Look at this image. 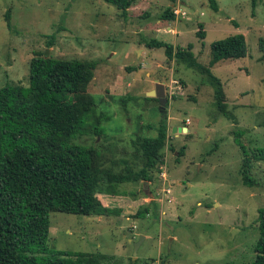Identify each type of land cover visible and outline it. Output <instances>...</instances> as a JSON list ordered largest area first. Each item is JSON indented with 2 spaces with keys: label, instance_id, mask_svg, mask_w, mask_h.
Listing matches in <instances>:
<instances>
[{
  "label": "rangeland",
  "instance_id": "obj_1",
  "mask_svg": "<svg viewBox=\"0 0 264 264\" xmlns=\"http://www.w3.org/2000/svg\"><path fill=\"white\" fill-rule=\"evenodd\" d=\"M209 1L138 0L125 17L104 0H0V89L28 86L31 61L38 53L97 62L88 90L96 111L75 142L97 147L106 167L117 164L115 172L126 165L141 169L133 142L140 136L156 137L164 115L169 127L164 164L153 182L124 184L120 195H112L111 209L122 214L52 213L42 257L55 259L66 252L75 258L104 254L109 259L103 264L254 263L259 209L264 208V162L253 160L254 184L247 186L235 139L239 137L250 156L264 149V60L259 49L264 0H218L219 12ZM168 7L185 17L159 20ZM201 25L204 40L197 35ZM238 34L246 36L247 57L212 69L224 86L227 115L216 107L206 75L169 60L164 49L148 47L152 40L175 48L193 44L198 62L207 67L212 44ZM52 37L54 46L49 47ZM156 80L165 86L168 102L163 110L160 101L141 96L155 90ZM172 81L180 82L182 91L179 85L171 89ZM101 114L108 119L97 137L94 128ZM174 128L189 132L175 134ZM146 206L149 215L133 217ZM141 237L146 239L134 262Z\"/></svg>",
  "mask_w": 264,
  "mask_h": 264
},
{
  "label": "trees",
  "instance_id": "obj_2",
  "mask_svg": "<svg viewBox=\"0 0 264 264\" xmlns=\"http://www.w3.org/2000/svg\"><path fill=\"white\" fill-rule=\"evenodd\" d=\"M104 1L126 17L138 0ZM171 1L173 4L177 2ZM209 5L213 11L219 12L218 0H210ZM174 10L168 7L159 20H176ZM7 21L10 26L8 13ZM197 35L201 40L205 39L202 25ZM48 46H54L53 37ZM148 47L164 49L169 60L176 59L187 68L206 75L214 89L216 107L224 115L228 114L222 80L213 74L212 69L223 61L247 57L244 34L214 42L207 67L198 62L193 44L187 48H175L163 41L152 40ZM259 49L264 60L263 40H260ZM97 65L94 61L53 58L47 53H38L31 61L28 86L7 84L0 89V264H103L106 258L109 259L104 254H85L75 258L59 252L55 259L42 257L50 240L51 214L107 217L115 212L121 215L122 210L106 207L99 195L118 196L121 185L151 183L154 174L161 172L169 140L165 115L156 137L140 136L133 142L136 155L142 160L141 169L126 165L121 172H115L113 166L117 164L106 167L104 156L97 147L75 142L86 130V119L89 121L96 111V100L88 90ZM150 99L159 103L157 98ZM101 115L94 128L97 137L103 135L101 124L108 119ZM235 142L244 157V182L252 187L250 170L253 160L264 162V149L257 148L250 156L239 137ZM180 155H185V148ZM150 211V206L140 207L133 217L145 218ZM258 223L260 239L252 264H264V208L259 209Z\"/></svg>",
  "mask_w": 264,
  "mask_h": 264
},
{
  "label": "water",
  "instance_id": "obj_3",
  "mask_svg": "<svg viewBox=\"0 0 264 264\" xmlns=\"http://www.w3.org/2000/svg\"><path fill=\"white\" fill-rule=\"evenodd\" d=\"M141 96L142 97H149V98H157L160 101L161 108H165L167 106L168 100H167L164 84L157 83L155 90H153L149 93H146V94H142ZM188 132H189L188 128H174L173 129V133H175V134L176 133H179V134L188 133ZM145 239H146L145 237H141L140 242L138 244H136L135 251H134V257H133L134 262L137 259L140 246Z\"/></svg>",
  "mask_w": 264,
  "mask_h": 264
},
{
  "label": "crops",
  "instance_id": "obj_4",
  "mask_svg": "<svg viewBox=\"0 0 264 264\" xmlns=\"http://www.w3.org/2000/svg\"><path fill=\"white\" fill-rule=\"evenodd\" d=\"M159 82V80H156L155 81V83H158ZM171 129H172V127H171ZM111 197H112V195H107V194H102V195H99V199L104 203V205L106 206V207H109V208H115V204L113 203H111L110 204V199H111ZM125 214V212L123 211V215ZM122 215V216H123Z\"/></svg>",
  "mask_w": 264,
  "mask_h": 264
},
{
  "label": "built area",
  "instance_id": "obj_5",
  "mask_svg": "<svg viewBox=\"0 0 264 264\" xmlns=\"http://www.w3.org/2000/svg\"><path fill=\"white\" fill-rule=\"evenodd\" d=\"M174 14H175V16H176V18H179V17H185V13H183L182 11H180V10H177L176 8H175V10H174ZM177 85H179V86H181L180 85V82L178 83V82H176V81H172L171 82V86H170V88L172 89V87L173 86H177ZM182 86L180 87V91H182ZM174 92H171V95L173 94Z\"/></svg>",
  "mask_w": 264,
  "mask_h": 264
}]
</instances>
